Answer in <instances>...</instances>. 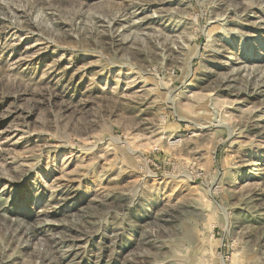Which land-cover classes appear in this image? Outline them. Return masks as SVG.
I'll return each instance as SVG.
<instances>
[{
    "label": "rangeland",
    "instance_id": "1",
    "mask_svg": "<svg viewBox=\"0 0 264 264\" xmlns=\"http://www.w3.org/2000/svg\"><path fill=\"white\" fill-rule=\"evenodd\" d=\"M0 264H264V0H0Z\"/></svg>",
    "mask_w": 264,
    "mask_h": 264
}]
</instances>
